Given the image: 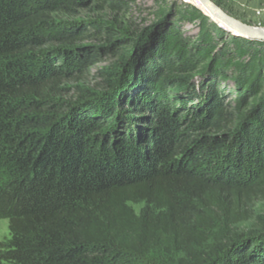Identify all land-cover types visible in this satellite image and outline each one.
<instances>
[{
  "label": "trees",
  "instance_id": "obj_1",
  "mask_svg": "<svg viewBox=\"0 0 264 264\" xmlns=\"http://www.w3.org/2000/svg\"><path fill=\"white\" fill-rule=\"evenodd\" d=\"M185 1L131 40L80 17L135 0H0V264H264V42Z\"/></svg>",
  "mask_w": 264,
  "mask_h": 264
},
{
  "label": "rangeland",
  "instance_id": "obj_2",
  "mask_svg": "<svg viewBox=\"0 0 264 264\" xmlns=\"http://www.w3.org/2000/svg\"><path fill=\"white\" fill-rule=\"evenodd\" d=\"M221 3L224 10L231 13V16L248 24L254 28L264 31V0H214ZM185 0H135L129 5L128 10L118 13H113L108 9H94L92 11H83L80 19L98 20L106 23L115 29L122 31H130L129 37L131 40L147 37L153 32L162 21V12L169 11L177 4V9H182ZM190 4V3H189ZM198 5V4H197ZM202 10H204L202 8ZM208 18L215 20L208 14ZM218 24V23H217ZM183 34L191 40H195L199 35L200 27L197 24H178ZM219 25V24H218ZM92 40L87 43L92 44ZM123 53H118L117 56H105L102 60L94 65L86 79V84L95 86L101 82L100 75L104 70L110 69L120 62ZM229 86H232L230 83ZM142 206H133L137 214L142 210ZM255 216L264 218V200L259 199L254 201L251 206ZM252 223L248 224L244 229L249 230ZM11 240V233L8 221L0 220V241L7 244ZM163 259L162 252H156L147 256H143L136 264H167Z\"/></svg>",
  "mask_w": 264,
  "mask_h": 264
},
{
  "label": "water",
  "instance_id": "obj_3",
  "mask_svg": "<svg viewBox=\"0 0 264 264\" xmlns=\"http://www.w3.org/2000/svg\"><path fill=\"white\" fill-rule=\"evenodd\" d=\"M197 1L199 4L204 6L208 12H210V15L214 19H216V21H219L223 26H225V30L227 32L229 31L233 35L243 37L245 39L248 38V39L264 42V31H261L248 24H244L241 21H238L228 12H225L223 8H221L219 5L214 3L212 0H197Z\"/></svg>",
  "mask_w": 264,
  "mask_h": 264
},
{
  "label": "bare ground",
  "instance_id": "obj_4",
  "mask_svg": "<svg viewBox=\"0 0 264 264\" xmlns=\"http://www.w3.org/2000/svg\"><path fill=\"white\" fill-rule=\"evenodd\" d=\"M195 2L197 3V4H199L198 3V1L197 0H195ZM202 7L205 11H207V9L204 7V6H202L201 4H199V7ZM208 12V11H207ZM208 14H210V12H208ZM211 16V15H210ZM212 17V16H211ZM213 18V17H212ZM214 19V18H213ZM215 20V22H217L221 27H223L224 29H225V26H223L219 21H216V19H214Z\"/></svg>",
  "mask_w": 264,
  "mask_h": 264
}]
</instances>
